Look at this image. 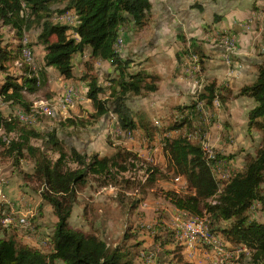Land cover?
<instances>
[{
  "label": "trees",
  "instance_id": "1",
  "mask_svg": "<svg viewBox=\"0 0 264 264\" xmlns=\"http://www.w3.org/2000/svg\"><path fill=\"white\" fill-rule=\"evenodd\" d=\"M152 7V0H0V72L4 73L0 79V96L13 107L8 114L0 111V154L12 158L19 175L35 184L41 201L51 205L55 216L53 230L46 237L41 235L46 240L45 246L30 244L5 231L0 238V264H135V257L141 254L126 246V241L134 236L131 233H125L123 243L113 246L99 233L71 225L80 192L94 182L99 188L117 185L120 176L124 183L130 184L132 180L123 175L136 169L139 154L121 146H116L109 155L88 154L75 146L67 148L55 129L41 131L25 124L28 122L21 121L15 114L20 108L28 115L32 102L26 98L25 91L35 92L45 84L48 68H54L66 79L75 78L73 59L88 49L87 68L80 79L87 83L86 97L92 102L94 121L113 114L123 131L143 130L149 141H154L159 131L184 129L162 140L168 170L186 184L183 191L166 190L165 198L179 211L197 219L208 216L210 232L228 249L229 244L232 247L244 245L251 251L253 264H264V220L253 215L254 211L264 212V59L257 65L253 82L242 85L237 92L217 80L206 82L190 104L176 106L175 120L168 127L158 128L148 118L137 115L128 104L130 93L157 91L158 76L144 70L128 73L130 61L122 57L118 48L122 26L131 22L136 30H142L151 20ZM65 12L78 15L79 23L70 25L59 19ZM6 26L15 30L21 39L17 49L4 44ZM31 30L38 31L35 44L43 48L42 63L37 70L25 64L24 75L12 74L8 66L19 58L23 38ZM183 40L186 44L184 37ZM189 42L182 53L196 56L204 70L206 55L201 43L193 37ZM28 43L31 49L32 42ZM97 60L109 62L118 71L117 78H109L114 83L109 97L100 96L106 88L94 71ZM198 77L201 79L200 75ZM238 97L254 100L247 114L248 131L260 132L262 141L253 154H246L243 167L233 170L225 176L227 178H218L217 160L230 162L235 156H224L217 151L216 158H210L204 149V133L200 125L194 124L193 117L204 108L215 110L216 100L226 106ZM31 111L36 113L33 107ZM70 121L75 123V120ZM37 140L41 144H35ZM24 159L32 163L31 171L22 169ZM148 170L150 176L141 184L143 194L146 193L144 188L154 184L161 174L158 166ZM140 203L141 198L135 200L132 208ZM5 206V203L0 205V211ZM151 235L154 243L161 247L160 264H190L171 229L159 223L151 230Z\"/></svg>",
  "mask_w": 264,
  "mask_h": 264
},
{
  "label": "rangeland",
  "instance_id": "2",
  "mask_svg": "<svg viewBox=\"0 0 264 264\" xmlns=\"http://www.w3.org/2000/svg\"><path fill=\"white\" fill-rule=\"evenodd\" d=\"M206 3L207 7H209V0H207ZM183 13L184 11L180 12V14ZM207 13V18L203 23V31L200 32V36L193 37L197 38L201 43L206 55L205 63H211L214 66L224 62L223 64L227 66L229 74L242 71L244 64L247 63V59L239 55V49H242L241 42L238 40V46H233L232 49H228L225 61L226 46L220 43L219 40H216L217 35L224 32V35H228V38L236 37L230 32L216 29L213 25L218 21V14H212L211 10H208ZM171 16L172 19L167 17L166 20L165 17H161L162 20L159 21L155 19L154 21V14L152 13L148 25L139 31L134 28L133 23L130 24L131 22H127L126 24L131 27L128 34L130 38H127L128 43H124V39L120 37L118 44L120 53L121 49L124 50V55H122V57L130 61V65L127 68L128 73L137 72L143 68L144 70L146 68L152 75H157L160 71L159 73L161 76L155 83L158 84V81L162 78L159 82L161 89L158 88V90L154 92L143 90L140 94L130 93L128 95V104L137 115L148 118L161 129L168 127L175 120L174 118L177 114L176 106L190 104L197 92L206 82L217 80L219 83L225 85L230 81L227 79L226 75H222L221 77L215 76V79H213L214 75H212L209 70L207 71V68H211L210 66L204 64L203 70L196 56L189 57L182 53L185 46L190 43V38H188L185 33H182L184 32L183 23H185V20L182 17L178 18L179 13L175 15L172 14ZM257 16L261 17V14H253V17ZM59 19H62V16ZM241 23H243L242 27L245 28L244 20ZM161 25H166L169 29H165L164 27L161 33V36L163 35L161 38L162 42H160L158 46H154L157 42V36L154 35V33L160 34L159 28H161ZM123 26L120 34L126 29V27ZM252 26L246 29L250 30ZM256 30L259 34L255 40H264V25ZM3 33L4 44L12 45L17 49V45L21 43V39H18L16 36V31L6 26L3 28ZM37 33V30H31L27 33L33 48ZM182 36L187 41L186 44ZM250 44L251 42H249V45ZM122 46H124V48ZM152 47H158L161 54L166 53V56L163 54V56L159 58L161 59V61L158 62L160 63V65H158L159 68L157 67V61L153 54L149 53ZM258 47L262 48V44ZM39 50L40 49L34 48V60H31V62L33 61L31 64L26 62L20 54L19 58L14 60V62L12 61L8 66L9 72L12 74L24 75L26 72L25 64L31 66L33 70H37V67L42 63V53L39 54ZM220 53L223 54V58L218 57ZM176 56L179 61L178 63L175 62ZM206 58L211 59L210 62L207 61ZM237 64L238 66H236ZM97 66L100 70L98 76L100 78L99 80L106 88L105 92L101 93L100 96L104 98L109 97L111 86H114V83L108 85V82L111 81V79L108 80V78H117L118 71L114 68L109 74L106 73V67L103 65V61H99ZM231 66H233V68H231ZM86 68V62L83 63V66L78 63L75 72L76 74H83ZM78 69L81 71H78ZM49 70L51 71L50 77L52 78L50 81L47 79V82L42 84L35 92L25 91L26 98L29 102H32L30 111L26 116L27 118L23 121L28 122L25 124L35 126V128L41 131L55 129L58 136L64 140L67 148L75 146L79 151L88 154L98 152L101 155H109L115 151L116 146H121L138 153L140 156L136 169L126 172L123 175L124 178L132 180L130 184L124 183L120 176V183L117 185L110 184L104 188H99L98 183L94 182L90 187L83 189L79 194L80 199L74 207L71 225L77 229L98 232L113 246L123 243L125 233L133 234L134 236L132 235L133 237L126 241V246L132 247V250H137L136 252L141 253L140 256L135 257V264H148L146 258L143 257L145 254L143 251L148 247L152 249L156 248L151 235V230L154 226L162 223L174 231L177 230V223L185 222V216L191 217L190 214L179 211L164 196L166 190L183 191L186 188L184 180H181V177H176V175L168 170L167 157L162 146L164 136L177 135V133L184 131V129L166 133L159 131L156 133L154 141H149L143 130H137L134 133H123L121 135L116 129L115 119L112 114H108L98 121H94L91 117L94 108L92 102L86 97L88 86L86 82H83L84 84L81 83V75L76 76L70 83L65 84V79L58 80L56 78L57 73L54 69L49 68ZM198 75H200L201 79H198ZM177 76L180 78V82L184 79L186 82L191 81V83H193L190 91H185L181 83L175 85L174 78L172 77ZM3 77L4 73L0 72V79H3ZM53 80L56 82L51 83ZM148 82H152V79H148ZM66 86H77V89H80L81 97L76 100L75 104L72 102L65 108L53 109L54 113L51 115L42 114L40 110L36 111V113H32L31 108L42 100L57 106L66 90ZM225 86H228L234 92H237L240 88H234L235 85L231 87L229 84ZM227 106L228 103L226 106H222L221 103H215V110L206 108H204V110L201 109L200 113L193 118L194 124L201 126L206 142L204 143V149L208 151V153L217 150L221 155L235 156L233 160H236L238 154L246 149L244 145H237L235 149L229 148V145L234 143V137L232 136L233 133H228ZM12 109L13 107L6 101L1 100L0 96V111L8 114ZM220 113H223L221 117ZM70 120H75V123L73 124ZM224 123H226V126ZM212 134H221V137L216 140L215 137L211 136ZM34 143L41 144V141L37 140L34 141ZM50 155L57 157V154L52 152H50ZM72 166L75 165L72 164ZM153 166H158L161 170V174L157 175V180L154 184L147 185L144 188L146 193L143 194L140 192L141 184L146 182L147 178L150 176L148 169ZM21 167L25 171H31L32 163L24 159L21 162ZM21 167H19V169ZM239 168L240 167L236 168L232 161H230V170L224 175L218 167L216 171L217 177L227 178L225 176L230 175L233 170ZM16 170L12 158L0 154V202L2 204H7V202L15 204L17 210L20 211L19 226H22L21 228L16 225L18 212L13 211L12 208H4L3 211H0V219L3 217L1 220L3 226L0 227V238L4 236L5 231L14 233L16 237L21 240H27L26 236L29 235H37L40 236L38 245L45 246L46 240L42 239L41 235L46 237L47 234L53 230L55 216L52 207L41 201L40 193L35 189V184L26 182L22 175H19L18 170ZM10 184L14 185L16 197L8 200L4 197V188ZM140 198L141 203L137 208L133 209V202ZM253 215L264 220V212L254 211ZM26 220L29 221L26 223ZM203 221L210 229L208 216H205ZM175 241L187 246L180 240ZM137 243L138 246H136ZM44 249L47 250L48 248L44 247ZM229 251L231 254L225 258L224 264H253L251 261V251L246 246L238 245L230 247L228 249V252ZM161 258H163L162 251L158 249L155 260L156 264L161 263ZM203 258V260L195 264H213V258Z\"/></svg>",
  "mask_w": 264,
  "mask_h": 264
},
{
  "label": "crops",
  "instance_id": "3",
  "mask_svg": "<svg viewBox=\"0 0 264 264\" xmlns=\"http://www.w3.org/2000/svg\"><path fill=\"white\" fill-rule=\"evenodd\" d=\"M206 2H207V0H152V6H153L152 7V13L154 14V21H155V19H158L159 21L162 20L161 17H165L166 20H167V17L172 19V16H171L172 14L175 15L176 13H179L178 18L182 17L185 20V23H183V26H184L183 31L184 32H182V33H185L188 38H192V37L200 36V32L203 31V27H204L203 23H204V20L207 18L208 10H211L212 14H214V13L218 14V17H217L218 21L215 22L213 26L218 30L222 29L223 31H227V32L232 33L237 38V40H239L241 42L242 49H239V55H242L243 57H245V59H247V63L244 64V68L242 69V71H240L238 73L233 72L232 74H229V72L227 70V66H225V64H223L224 62H222L220 64H216L214 66L211 63H205L206 65L211 67L209 69L207 68V71L209 70L210 73H212V75H214L213 79H215V76L221 77L222 75H226L227 79L230 81L227 82L225 85L229 84L231 87H233V85H235L234 88H238V87H241L242 85L253 82L257 76V65L264 59V40L258 39L260 42L258 40H255V38H257L258 37L257 35L259 34L256 29L260 28V26L262 27L264 25V0H209V3H210L209 7H207ZM181 11H184V13L180 14ZM252 14H262V15H261V17L257 16L255 18V21L253 23L252 28L250 30H248V29L242 27L243 23H241V22L243 20L245 22L249 16H252ZM130 24H132V23H130ZM152 24H154V23H152ZM123 27H126V29L123 30V33L120 34V37H121V39H124V43H128L127 38L128 39L130 38L128 36V34H129V29L131 27L127 24L124 25ZM164 27H165V29H169L166 25L165 26L161 25V28H159L160 31L158 29L160 34H157L156 32H155L156 34L154 33V35L157 36V39H156L157 42H156V45H154V46H158V44L160 42H162L161 38L163 35L161 36V33L163 32ZM122 36H123V38H122ZM27 38L29 39L28 36H27ZM29 41H30V39H29ZM249 42H251L250 45H249ZM260 44H262V48L258 47ZM122 47L124 48V46H122ZM34 48L40 49L39 54L42 53V59H43L44 51H43L42 46L36 45L34 43ZM34 48L32 49V47H31L32 52H33ZM163 48H165V47H163ZM123 51L124 50L121 49V55H124ZM88 52H89V49L86 50L84 52V54H78L74 57L73 63L75 66L74 67L75 76L82 75V73L76 74V72H75L76 65H78V63H79V65L83 66V63L87 59V53ZM149 53L153 54L154 58L157 61L156 62L157 67L159 68L158 65H160V63H158V62L161 61V59H159V58L162 57L163 54H164V56H166L165 55L166 53L161 54L158 50V47H156V48L152 47V49L149 51ZM21 55H22V53H21ZM33 56H34V52H33ZM218 57L223 58V54L222 53L218 54ZM22 58H23V56H22ZM210 60L211 59H207V61H209V62H210ZM98 62H99L98 60L94 62V71L99 76L100 70L98 69V66H97ZM175 62H177V63L179 62L177 59V56H176ZM103 65H105V67H106L105 72L108 74L112 70H114V66H112L107 61H103ZM171 67H172V65H171ZM50 68L54 69L52 67H50ZM142 70H144V68ZM145 70H146V68H145ZM78 71H81V70L78 69ZM146 72L148 74H151L147 70H146ZM159 72L157 75L154 74V75L158 76V80H159V77L161 76V74ZM50 73H51V71L48 68V75H47L48 81H50L52 79L50 77ZM56 73H57L56 78L58 80L65 79V82H66L65 84L70 83L72 80L75 79V78L66 79L62 75H60L57 71H56ZM172 78H174L175 85H178L181 83L183 85V88L185 91L188 92L191 90V86H193V83H191V81L186 82V80L183 79V81L180 82V80H179L180 78L178 76L172 77ZM108 80H109V78H108ZM161 80H162V78L160 79V81ZM160 81H158V86H159ZM53 82H56V81L53 80L51 83H53ZM83 82L85 83L86 81L82 80L81 83H83ZM233 83H237V84H233ZM109 84H111V81L108 82V85ZM172 87H173V85H172ZM159 88L161 89L160 86H159ZM254 104L255 103H254V100L252 98L238 97V98L231 100L228 103V106L226 107V109H227L226 115H227V119H228L227 120L228 121L227 128L229 131L228 133H233L232 136L234 137V141H233L234 143L230 144L229 148L235 149L237 145H244V147L246 149L245 151L238 154V157L236 158V160H231L236 168H238V167L241 168L244 166L246 154L247 153L253 154L255 152L256 148L260 145V143L262 141V135L260 132L253 131L250 133L248 131L247 114H248V111L254 106ZM222 114L223 113H220V117L222 116ZM114 117L116 118L115 115H114ZM224 124L226 126V123H224ZM212 128H215V127H212ZM122 134L123 133H121V135ZM211 136L215 137L216 140H218L219 137H221V134H212ZM4 191H5L4 197H6L8 200L14 199L16 197V195H15L16 193L14 191V185L13 184H10L9 186H5ZM0 205H2V203ZM72 219H73V215L71 217V221H72ZM85 231H88V230H85ZM89 231H91V230H89ZM96 233H98V232H96ZM100 235H102V234H100ZM29 236H31V235H29ZM29 236H26L27 240H25V241L29 242L30 244L37 245L39 242L40 236H37V235L31 236V237H29ZM153 242H154V240H153ZM184 244H186L188 247H190V248H188L187 246L180 244L183 246L184 257L190 264L191 263L195 264L196 262L198 263V261L204 259L203 257H209V259H210V256H208L202 250L192 249L193 246H190L187 243H184ZM230 247H232V246L230 245L229 248ZM157 248L159 250H161V247L159 245H156V249ZM147 249H152V248L148 247ZM153 249H155V248H153ZM153 264H156V262H154Z\"/></svg>",
  "mask_w": 264,
  "mask_h": 264
},
{
  "label": "built area",
  "instance_id": "4",
  "mask_svg": "<svg viewBox=\"0 0 264 264\" xmlns=\"http://www.w3.org/2000/svg\"><path fill=\"white\" fill-rule=\"evenodd\" d=\"M262 15V14H261ZM256 17L249 16L248 19L244 22L245 28H250ZM62 19L65 20V23L70 25H77L79 23L78 15H70L68 12H65L62 15ZM216 40H219L220 43H223L226 46V52H225V61L227 57V51L228 49H232L233 46H238V40L237 38H228V35H224V32H221L217 35ZM24 52H28L27 46L25 44V36H24ZM34 60V58H33ZM238 66V64L236 65ZM233 68V66H231ZM243 68V67H242ZM81 97V91L80 89H77V86H66V93L64 99L66 102H76L77 99ZM49 109H53L48 107ZM113 115V114H112ZM114 117V115H113ZM116 129L119 134L121 133H128V131H123V129L119 126L117 123L116 118ZM217 150L209 152L210 158H216ZM217 165L220 169V171L225 175L230 170V162L220 159L217 160ZM5 208H12L13 211L18 212V219H16V225L19 226V210H17L15 204L11 202H7ZM29 220H26V223ZM22 228V226H19ZM173 238L176 237H183V241H193V249H200L203 252H205L210 258L212 259L213 264H224V260L227 256H229L231 253L229 252H221L219 248H216L213 246V234H210L208 230H206V223H200L195 222V220L185 216V223H177V230L172 231ZM42 241V240H41ZM157 250L156 249H150L147 251H143L145 253V256L148 260L151 261V264H153L157 257ZM240 250V249H238Z\"/></svg>",
  "mask_w": 264,
  "mask_h": 264
},
{
  "label": "bare ground",
  "instance_id": "5",
  "mask_svg": "<svg viewBox=\"0 0 264 264\" xmlns=\"http://www.w3.org/2000/svg\"><path fill=\"white\" fill-rule=\"evenodd\" d=\"M231 38V37H230ZM22 43H24V38H23V41H22ZM25 44H26V46H27V50H28V52H24V47H23V50H22V56H23V58L26 60V62L28 61V62H31V60H33V57H32V50L31 49H29L28 48V45L27 44H29L28 43V39H27V37H25ZM24 45V44H23ZM65 93H66V90H65V92H64V94H63V96L60 98V101L58 102V104H57V106H54V105H52V104H50L48 101H40L38 104H35L34 106H33V110H35V111H38V110H40V113H42V114H48V115H51V114H53L54 113V111H53V109H61V108H65L67 105H69L70 103H72V102H66V100L64 99V97H65ZM215 103H217V104H219V101L218 100H216L215 101ZM48 107H50V108H53V109H49ZM16 116L21 120V121H25L26 120V113H25V111H23V110H18V111H16ZM189 218H191V219H193V220H195V222H200V223H204V221H203V218H201V219H197V218H195L194 216H191V217H189ZM11 219V218H10ZM10 221V220H9ZM4 222V221H3ZM185 223V222H184ZM206 230H208L209 232H210V229L208 228V226L206 225ZM210 234H212L211 232H210ZM213 246H215L216 248H219V250L221 251V252H228V247H227V245L219 238V237H217L216 235H213ZM175 240H180V241H182L183 242V244L184 243H187V244H189L190 246H193V241H183V237H176L175 238ZM143 257H145L146 258V260H147V263L148 264H151V261L150 260H148L147 259V257L145 256V254H144V256Z\"/></svg>",
  "mask_w": 264,
  "mask_h": 264
}]
</instances>
